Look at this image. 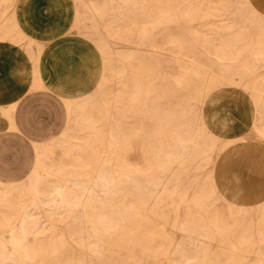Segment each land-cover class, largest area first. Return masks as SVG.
<instances>
[{
  "label": "rangeland",
  "instance_id": "obj_1",
  "mask_svg": "<svg viewBox=\"0 0 264 264\" xmlns=\"http://www.w3.org/2000/svg\"><path fill=\"white\" fill-rule=\"evenodd\" d=\"M16 1H0V32ZM61 2L100 50L102 79L8 200L0 185V264L27 261L5 242L23 220L41 249L27 264H264V203L230 206L215 176L237 141L221 135L233 119L218 120L230 92L250 93L264 132V16L248 0ZM6 37L33 50L19 27ZM59 107L23 100L22 132L0 136L2 179L30 171L31 140L61 129Z\"/></svg>",
  "mask_w": 264,
  "mask_h": 264
},
{
  "label": "crops",
  "instance_id": "obj_2",
  "mask_svg": "<svg viewBox=\"0 0 264 264\" xmlns=\"http://www.w3.org/2000/svg\"><path fill=\"white\" fill-rule=\"evenodd\" d=\"M248 1L264 16V0ZM66 7L61 0L16 1L19 28L32 42L33 50L39 51L35 60L20 44L6 41L7 37L0 38V136L22 132L18 112L20 104L29 96L48 94L56 98L64 114L58 132L49 130L44 138L31 140L34 161L30 171L21 179L0 177V183L25 180L36 165V147L56 140L65 132L69 120L65 100L92 94L101 83L102 54L92 40L73 29L76 6L71 17ZM78 35L89 39L94 46ZM230 93L231 96L218 105L222 111L218 120L228 118L227 115L233 119L228 118L232 125L221 135L225 140L237 141L217 159L216 181L228 200L258 206L264 203V138L253 128L252 123L258 121V117L250 93L245 90ZM261 104L264 105V98Z\"/></svg>",
  "mask_w": 264,
  "mask_h": 264
},
{
  "label": "bare ground",
  "instance_id": "obj_3",
  "mask_svg": "<svg viewBox=\"0 0 264 264\" xmlns=\"http://www.w3.org/2000/svg\"><path fill=\"white\" fill-rule=\"evenodd\" d=\"M1 1V0H0ZM146 6V5H144ZM150 8V7H148ZM98 20V19H97ZM79 22V21H77ZM19 27V24L16 20V17H15V12H13L11 14V16L9 17V21L8 23L6 24V26L4 27V30L2 32H0V38H5L8 33L10 31H12L13 29ZM30 47V46H29ZM30 54H31V57L35 60L37 57H38V53L39 52H35L33 50H29L28 51ZM40 59V58H39ZM33 61V60H32ZM37 64V63H36ZM39 78V77H38ZM39 83H40V80H39ZM40 85V84H39ZM83 99H85V96L84 97H80V98H76V99H71V100H65V104L68 108L70 109H73L74 106H79L80 108V112L85 115V113L87 112L88 110V106L86 104L84 105H81V103H83ZM254 128V127H253ZM256 130V129H255ZM257 132V131H256ZM258 133V132H257ZM259 136V135H258ZM260 136H262V138H264V132H261L260 133ZM57 139L56 140H53L51 142H48L46 144H51V143H56ZM222 144V143H221ZM190 150V149H189ZM36 151H37V161L38 163L40 162V159L42 157V145H38L36 147ZM178 162H181V161H178ZM177 165V163H176ZM37 169V168H36ZM36 169L34 168V170L36 171ZM33 173V172H32ZM101 176H106V175H101ZM98 178V177H97ZM38 179V178H37ZM17 184L18 183H13V184H5V183H0V185H5V187L7 188V191L4 192V194L2 195V200H8L11 195H12V191L17 187ZM229 205L232 206L233 204L232 201H229ZM16 204L13 203V202H9L8 204V208L10 210H15V206ZM20 209H18L19 211ZM21 227V237H19L17 240H7L5 242L9 243L10 245L16 247V255L17 256H22L24 257V260L26 258V262H24V264H27V263H31L33 262L34 260H36L37 258L41 257V249H40V246L36 243H30L27 241V235H26V231H25V224H24V220L23 222L21 223L20 225ZM34 240L36 239L35 236L32 237ZM11 247V246H10ZM54 248V247H53ZM15 260V258H14ZM18 263L21 264L20 261H17Z\"/></svg>",
  "mask_w": 264,
  "mask_h": 264
}]
</instances>
